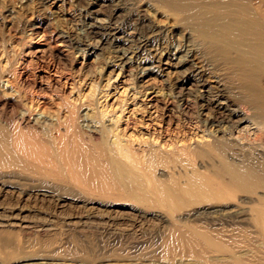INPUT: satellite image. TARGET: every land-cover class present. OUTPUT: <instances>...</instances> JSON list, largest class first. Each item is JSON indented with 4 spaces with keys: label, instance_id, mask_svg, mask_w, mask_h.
Here are the masks:
<instances>
[{
    "label": "rangeland",
    "instance_id": "rangeland-1",
    "mask_svg": "<svg viewBox=\"0 0 264 264\" xmlns=\"http://www.w3.org/2000/svg\"><path fill=\"white\" fill-rule=\"evenodd\" d=\"M147 5L144 0H0V264H170L169 256L173 264H264V208L239 203L245 195L204 172L208 162L203 156L214 154L202 145L208 140L201 139L197 129L195 102L187 98L191 109L184 111L175 98V76L163 67L156 68L155 58L163 54L165 59L182 56L174 54V48L191 41L190 36L161 10ZM129 32L132 38L126 37ZM160 43H164V51ZM180 71L191 75L185 67ZM64 125L70 128L64 129ZM115 133L134 160L142 159L137 161L141 170L145 160L156 164L154 177L175 204L173 209L151 188L147 203L133 194H140L136 191L140 182L134 181L125 162L109 152L108 136ZM149 147L164 154L162 163L160 153L149 155ZM174 147L183 148V154ZM231 194L235 201H230L234 200ZM261 196L246 197L255 200ZM227 208L231 214L232 210L241 214L235 220ZM170 228L182 229L200 248L205 247L201 254L205 261L183 257L182 241L176 234L167 235ZM242 228L252 230L251 234ZM204 229L226 234L218 242ZM231 236L238 245L230 242ZM252 240L258 243L253 245Z\"/></svg>",
    "mask_w": 264,
    "mask_h": 264
},
{
    "label": "bare ground",
    "instance_id": "bare-ground-1",
    "mask_svg": "<svg viewBox=\"0 0 264 264\" xmlns=\"http://www.w3.org/2000/svg\"><path fill=\"white\" fill-rule=\"evenodd\" d=\"M132 1V0H130ZM136 1V0H135ZM148 3L147 6L151 5L155 6L157 9L161 10L166 15V18L171 21L174 26L180 28L184 34L188 33L191 41H187L185 45H177L174 48L173 53L182 54V56L178 58H174L173 56L165 59L166 54L163 56H159L155 58V63H157L156 68L163 67L164 71L175 76L176 83L174 87H176V96L175 98L178 100L180 107L185 110H190V102L187 98H192L195 102V111L197 116L199 117V121L196 117L195 121L197 129L201 130V139H205L202 143L205 148L210 151H213L214 157H208L204 155L205 162L208 165L207 167H203L204 172L210 173L211 176L220 179L221 181H226L229 186H233L239 193L245 195V198H240L239 203L243 204H251L254 208H264V0H144ZM110 2V1H109ZM99 3V2H98ZM90 4V3H89ZM101 4V3H100ZM109 4V3H108ZM132 4V2H131ZM144 5V4H143ZM96 6V4H95ZM106 6V5H105ZM146 6V5H145ZM101 7V6H100ZM108 7V6H107ZM117 7V6H116ZM106 8V7H105ZM115 8V7H114ZM118 8V7H117ZM120 8V7H119ZM122 8V7H121ZM99 10V7L98 9ZM103 10V9H102ZM128 10V9H127ZM140 10V9H139ZM152 10V9H151ZM94 11V10H93ZM96 11V10H95ZM101 11V10H100ZM138 11V10H137ZM157 11V10H156ZM113 12V11H112ZM136 12V11H135ZM160 12V11H159ZM120 13V12H119ZM134 13V12H132ZM156 13V12H155ZM158 13V11H157ZM92 14V11H91ZM113 14V13H112ZM159 15V14H158ZM137 16V15H135ZM163 16V15H161ZM130 17V16H129ZM132 17V15H131ZM140 17V16H139ZM165 17V16H164ZM112 18V17H111ZM140 23H144L145 19L141 18ZM166 19V20H167ZM131 20V19H130ZM135 20V19H134ZM147 20V19H146ZM168 21V20H167ZM112 22V21H111ZM132 22V21H131ZM137 23V22H135ZM139 23V24H140ZM90 26V25H89ZM154 27V26H153ZM93 28V27H92ZM136 28V26H135ZM153 29V28H151ZM137 30V29H136ZM135 30V31H136ZM179 31V32H180ZM114 33V32H113ZM126 33V32H125ZM134 33V32H133ZM129 38H132V32L127 33ZM186 36V35H185ZM136 37V36H135ZM159 37V36H158ZM134 38V37H133ZM188 38V37H187ZM111 39V38H110ZM189 39V38H188ZM187 39V40H188ZM186 40V39H185ZM161 45V46H160ZM160 47L163 50L165 47L164 43H160ZM90 46V45H89ZM78 46H76L77 48ZM94 48V47H93ZM81 49V48H80ZM160 49V50H161ZM125 50V49H124ZM164 51V50H163ZM125 53V52H124ZM161 53V52H160ZM165 53V52H164ZM172 54V53H171ZM158 56V55H157ZM153 57V56H152ZM174 58V59H173ZM148 59V58H147ZM174 60L176 62L174 63ZM135 64V63H134ZM183 67L185 70L190 71L191 75L185 76V73L180 71ZM155 68V66H154ZM155 68V69H156ZM152 69V68H151ZM170 70V71H169ZM149 70H146L148 73ZM163 72V71H162ZM186 72V71H185ZM144 73V72H143ZM166 74V73H165ZM161 76V75H160ZM155 77V76H154ZM151 78V77H150ZM210 78L213 80L211 81ZM174 79V78H173ZM151 81V79H150ZM175 81V80H174ZM148 82V81H147ZM164 82V81H163ZM145 84V83H144ZM147 85H150L146 83ZM141 85V84H140ZM146 86V85H145ZM148 90V89H147ZM174 92V93H175ZM175 99V100H176ZM37 100V99H36ZM40 101L39 103H41ZM30 103V102H29ZM166 103V102H165ZM13 104V103H12ZM25 104V103H24ZM24 106L25 108V105ZM38 104V103H37ZM192 104V103H191ZM11 106L10 104H8ZM43 106V105H42ZM7 107V106H5ZM30 107V106H28ZM27 107V108H28ZM168 107V106H167ZM14 108V107H12ZM11 108V112H12ZM33 108V105H32ZM31 108V109H32ZM39 108V107H38ZM46 106H44L45 110ZM173 108V107H172ZM10 109V108H9ZM26 109V108H25ZM14 110H16L14 108ZM44 110L42 113H45ZM154 110V109H153ZM3 111V110H2ZM26 111V110H25ZM33 110H31L32 112ZM35 111V109H34ZM59 111V110H58ZM64 111V110H63ZM183 111V113H184ZM10 112V113H11ZM31 112H29L31 114ZM53 112V111H52ZM39 113H41L39 111ZM62 113V112H61ZM182 113V112H181ZM46 114V113H45ZM43 114V115H45ZM105 114V113H104ZM72 115V114H71ZM154 115V114H153ZM182 115V114H181ZM2 119L4 114L2 115ZM8 116V115H7ZM10 116V115H9ZM25 116V115H24ZM23 116V117H24ZM55 116V114H54ZM17 117V115H16ZM20 117V116H19ZM31 117V116H30ZM46 117V116H45ZM94 117V116H93ZM6 118V117H5ZM11 118V116H10ZM29 117H26L28 119ZM61 118V117H60ZM98 118V117H97ZM155 118V117H154ZM7 119V118H6ZM19 119V118H18ZM25 119V120H26ZM52 119V118H51ZM102 119V117H101ZM152 119V118H151ZM24 120V121H25ZM30 120V118H29ZM28 120V121H29ZM50 120V119H49ZM56 120V119H55ZM77 120V119H76ZM81 120V119H80ZM193 120V119H192ZM5 121V120H3ZM14 121V120H13ZM23 121V123H24ZM52 121V120H51ZM60 121V120H59ZM65 120L63 124L66 122ZM83 121V120H82ZM85 121V120H84ZM83 121V122H84ZM95 121V120H94ZM97 121V119H96ZM8 122V121H7ZM21 122V121H20ZM62 122V121H61ZM75 122V121H74ZM80 123L79 121H77ZM194 122V121H193ZM5 123V122H3ZM21 122V124H23ZM58 123V122H57ZM98 124L97 122H95ZM9 124V123H8ZM13 124V123H12ZM15 124V123H14ZM19 124V123H18ZM66 124V123H65ZM83 124V123H82ZM104 124V123H103ZM101 124V125H103ZM195 127V123H193ZM29 125V124H26ZM31 125V124H30ZM76 125V124H75ZM99 125V124H98ZM5 126V125H4ZM14 126V125H13ZM21 126V125H20ZM25 126V124H24ZM33 126V125H31ZM58 126V124H57ZM113 126V124H112ZM114 126H116L114 124ZM113 126V128H115ZM22 127V126H21ZM60 127V126H58ZM69 127V125L67 126ZM66 127V128H67ZM79 127V126H78ZM103 127V126H102ZM106 127V126H105ZM117 127V126H116ZM7 128V127H5ZM9 128V127H8ZM7 128V129H8ZM22 127L21 129H23ZM37 128V127H36ZM65 125H64V129ZM70 128V127H69ZM84 128V127H83ZM107 128V127H106ZM112 128V127H111ZM112 128V129H113ZM119 128V127H117ZM26 129V128H25ZM54 129V128H53ZM52 129V130H53ZM57 129V128H56ZM59 129V128H58ZM82 129V128H81ZM85 129V128H84ZM111 129V131H112ZM24 130V129H23ZM51 130V131H52ZM83 130V129H82ZM196 130V129H195ZM4 131V130H3ZM32 131V130H31ZM53 131H56L55 129ZM52 131V133H53ZM63 131V130H62ZM77 131V130H76ZM101 131V130H100ZM109 132V129L107 130ZM110 131V132H111ZM6 132V131H5ZM4 132V133H5ZM9 132V131H8ZM29 132V131H28ZM50 132V131H49ZM65 132V131H64ZM63 132V133H64ZM78 132V131H77ZM91 132V131H90ZM99 132V131H98ZM115 132H117L115 130ZM10 133V132H9ZM19 133V132H18ZM36 133V132H35ZM55 133V132H54ZM114 133V132H112ZM195 133V132H194ZM1 134V132H0ZM66 134V132H65ZM78 134V133H77ZM109 134V133H107ZM12 135V134H11ZM20 135V134H19ZM33 135V134H32ZM50 135V134H49ZM52 135V134H51ZM56 135V134H54ZM190 135V134H189ZM194 135V134H191ZM197 135V134H196ZM194 135V136H196ZM31 136V134H30ZM198 136V135H197ZM33 137V136H32ZM79 137V136H77ZM96 137V136H95ZM98 137V136H97ZM154 137V136H153ZM8 138V137H7ZM111 143L109 144V152L114 154L120 160L125 162L124 164L132 170V175L134 181H139L140 185L137 187L136 191L140 192L133 193L137 195V197H141L144 201L148 202L147 191L149 188L153 189L154 193L157 192L159 194V198L162 202L166 203L168 208L173 209L175 204L170 200L169 196L164 195L165 191L159 186L157 179L153 174L156 168V164L152 162V159L145 160L141 162L142 168H140L138 162L133 159L130 155L129 148H125L122 144V141L115 135L111 137ZM156 138V137H155ZM190 138V136L188 137ZM194 138V137H193ZM200 138V137H196ZM195 138V139H196ZM55 139V138H54ZM62 139V137H61ZM191 139V138H190ZM188 139V140H190ZM58 140V139H57ZM68 140V138H67ZM150 140V139H149ZM192 140V139H191ZM197 140V139H196ZM48 141V140H47ZM52 141V140H51ZM55 140H53L54 142ZM80 141V140H79ZM148 142V140H146ZM153 141V140H152ZM151 141V142H152ZM158 141V140H157ZM160 141V140H159ZM199 141V140H198ZM14 142V141H13ZM49 142V141H48ZM62 143V141H60ZM67 142V141H66ZM100 142V141H99ZM105 142V141H104ZM155 142V141H154ZM263 142V143H262ZM45 147L48 145H46ZM43 143V144H44ZM52 143V142H51ZM146 143V142H144ZM188 143V142H187ZM195 143V142H194ZM56 144V142L54 143ZM142 144V143H141ZM153 144V143H152ZM155 144V143H154ZM154 144L152 146H154ZM165 144V143H163ZM176 144V143H175ZM184 144V143H183ZM186 144V143H185ZM184 144V146H185ZM193 144V143H192ZM37 145V144H36ZM50 146L52 144H49ZM60 145V143H59ZM63 145V144H62ZM90 145V144H89ZM182 145V143H181ZM179 145V146H181ZM189 145V143L187 144ZM200 145V144H197ZM56 146V145H55ZM143 146V145H142ZM150 146V143L148 144ZM155 146H157L155 144ZM176 146V145H175ZM58 147V146H57ZM60 147V146H59ZM72 147V146H70ZM160 146H158L159 148ZM166 149V146H164ZM183 147V146H182ZM189 147V146H188ZM193 147V146H192ZM48 147H46L47 149ZM108 148V147H107ZM141 148V147H140ZM144 148V147H143ZM150 148V147H149ZM150 148L149 155L153 156L154 153L158 152L159 160L161 163L165 156L162 152H160L163 148ZM168 148V147H167ZM172 146L171 149L172 150ZM180 148V147H179ZM179 151H182L183 148ZM203 148V147H202ZM71 149V148H70ZM174 149H176L174 147ZM195 149V148H192ZM191 149V150H192ZM52 149H48L51 151ZM107 150V149H106ZM105 150V151H106ZM168 150V149H167ZM177 150V149H176ZM175 152L179 153L178 150ZM185 150L187 148L185 147ZM248 150V151H247ZM4 151V150H3ZM42 151V150H41ZM92 151V150H91ZM141 151V150H140ZM163 151V150H162ZM169 151V150H168ZM174 151V150H172ZM195 151V150H194ZM52 152V151H51ZM72 150V154H73ZM189 152V151H188ZM4 153V152H3ZM48 153V152H47ZM57 153V151H56ZM98 153V152H97ZM141 153V152H140ZM195 153V152H194ZM8 154V153H7ZM71 154V156H72ZM108 154V153H107ZM132 154V153H131ZM148 154V153H147ZM181 154V155H182ZM54 155V154H53ZM59 155V154H58ZM74 155V154H73ZM134 155V154H133ZM143 154H141L142 156ZM158 155V154H157ZM185 155V154H184ZM191 155V153H190ZM49 156V155H48ZM113 156V155H112ZM114 156V157H115ZM213 156V155H212ZM51 157V156H50ZM59 157V156H58ZM97 157V155H95ZM115 157V160L118 158ZM136 157V156H135ZM148 157V156H147ZM146 157V158H147ZM183 157V156H182ZM202 157V158H203ZM54 158L56 156L54 155ZM101 158V156H100ZM97 158V161L98 159ZM113 158V157H112ZM140 158V157H138ZM191 156L189 157V159ZM53 159V157H52ZM68 159V158H67ZM91 159V158H90ZM180 159V158H179ZM182 159V158H181ZM187 159V158H186ZM59 160V159H58ZM66 160V158H65ZM173 160V159H172ZM184 160V158L182 159ZM198 160V159H197ZM56 161V160H55ZM90 161V160H89ZM118 161V160H117ZM168 161V160H167ZM171 161V160H170ZM188 160H186L187 162ZM80 162V160H79ZM198 162V161H197ZM210 162V164H209ZM61 163V162H60ZM112 163V162H111ZM119 164H121L118 161ZM217 163V165H216ZM166 164V163H165ZM164 163L162 165H165ZM193 164V162H192ZM68 165V164H67ZM81 165V164H80ZM92 165V164H91ZM186 165V164H185ZM189 165V164H188ZM168 166L167 164L165 165ZM164 166V167H165ZM195 166V165H194ZM193 166V167H194ZM69 167V166H68ZM79 167V166H78ZM97 167V166H96ZM104 167V166H103ZM118 167V166H117ZM126 167V166H125ZM161 167V166H159ZM197 167H199L197 165ZM106 168V167H105ZM168 168V167H167ZM171 168V167H170ZM189 168V167H188ZM192 168V167H190ZM60 169V167H59ZM157 169V168H156ZM155 169V170H156ZM162 169V168H161ZM82 170V169H81ZM119 170V169H118ZM164 172L166 171L165 169ZM169 170V169H168ZM176 170V167H175ZM179 170V169H177ZM176 170V171H177ZM196 170V169H195ZM69 171V168H68ZM102 171V170H101ZM100 171V172H101ZM129 170H127L128 172ZM134 171V173H133ZM202 171V168H201ZM98 172V171H97ZM99 172V173H100ZM105 172V171H104ZM180 172H182L180 170ZM35 173V172H34ZM45 173V172H44ZM176 173V172H175ZM186 173V172H185ZM188 173V172H187ZM43 174V173H42ZM61 174V173H60ZM98 174V173H97ZM109 174V173H108ZM121 174V173H120ZM126 174V173H125ZM129 174V172H128ZM161 174V173H158ZM167 174V173H166ZM170 175L172 174L169 173ZM206 174V173H205ZM92 177L94 173L91 174ZM130 175V174H129ZM175 175V174H174ZM88 176V175H87ZM102 176V174H101ZM121 176V175H120ZM162 176V175H161ZM164 178L165 175H163ZM168 176V175H167ZM209 176V175H206ZM122 177V176H121ZM71 177L68 176V179ZM77 177H75L76 179ZM175 178V177H173ZM212 178V177H211ZM74 179V178H73ZM85 179V178H84ZM122 179V178H121ZM127 180V178H126ZM171 180V179H170ZM132 182H134L131 179ZM182 181V180H181ZM180 181V182H181ZM224 181V182H225ZM165 181H163L164 183ZM168 183V182H167ZM185 183V182H184ZM217 183V182H216ZM127 184V182H126ZM135 185V183H132ZM139 184V183H137ZM136 184V186H137ZM165 184V183H164ZM170 184V182L168 183ZM167 184V186H168ZM202 184V183H201ZM200 184V185H201ZM88 185V184H87ZM114 186V184H111ZM129 185V182H128ZM133 185V186H134ZM174 185V184H173ZM185 185V184H184ZM206 186V184H204ZM177 187L176 185H174ZM199 188V192L201 188L199 185H196ZM92 187V186H91ZM105 187V186H104ZM126 187V186H125ZM135 187V186H134ZM133 187V188H134ZM180 187V186H179ZM116 188V187H115ZM167 188V187H166ZM178 188V187H177ZM191 188V187H190ZM174 189V188H173ZM179 189V188H178ZM187 189V188H186ZM193 189V188H192ZM235 189L234 193H235ZM108 190V189H107ZM130 190V189H129ZM149 190V192L151 191ZM165 190V189H164ZM198 190V189H197ZM225 190V189H224ZM115 191V189H114ZM134 191V190H133ZM180 191V190H179ZM195 191V186H194ZM206 191V190H205ZM118 191H116L117 193ZM120 192V190H119ZM152 192V191H151ZM150 192V193H151ZM169 192V191H168ZM182 192V190H181ZM193 192V191H192ZM107 193V192H106ZM122 193V192H121ZM175 193V192H173ZM183 193V192H182ZM197 193V192H196ZM230 193V191H229ZM232 193V192H231ZM123 194V193H122ZM132 194V195H133ZM149 194V193H148ZM152 194V193H151ZM193 194V193H192ZM261 196L258 199H252L251 197L246 196ZM173 195V194H172ZM177 195V194H176ZM198 195V193H197ZM227 195V194H226ZM232 195V194H231ZM229 196L232 198V196ZM150 196V194H149ZM238 196V195H237ZM134 197V196H133ZM154 197V196H153ZM235 201V197L233 196ZM258 196H256L257 198ZM150 199L152 197H149ZM157 198V196H156ZM174 198V197H173ZM189 198V196H188ZM191 198V197H190ZM199 199V197H197ZM137 199V198H136ZM142 199V200H143ZM180 199V198H179ZM201 199V197H200ZM199 199V200H200ZM141 201V199H139ZM153 199H151L152 201ZM155 200V199H154ZM181 200V199H180ZM238 200V199H237ZM150 201V200H149ZM177 201V199L175 200ZM196 201V200H195ZM154 202V201H153ZM203 202V201H202ZM206 202V201H205ZM204 202V203H205ZM237 202V201H236ZM159 203V202H158ZM161 203V202H160ZM181 203V201H180ZM185 203V202H184ZM191 203V202H190ZM195 203V202H192ZM199 203V202H198ZM197 203V205H199ZM152 204V202L150 203ZM163 204V203H162ZM182 204V203H181ZM231 204V203H230ZM153 205H155L153 203ZM164 205V204H163ZM162 205V207H163ZM193 205V204H192ZM196 205V206H197ZM209 205V203H208ZM211 205V204H210ZM215 206V204H213ZM224 205V204H223ZM232 206L234 204H231ZM181 206V205H180ZM186 206V205H184ZM182 206V207H184ZM190 206V205H189ZM188 206V207H189ZM195 206V207H196ZM213 206V207H214ZM221 206V205H219ZM226 206V205H225ZM231 206V207H232ZM223 207V206H222ZM221 207V208H222ZM238 207V206H236ZM235 207V210H236ZM242 207V206H240ZM165 208V207H164ZM186 208V207H185ZM226 208V207H225ZM187 209V208H186ZM189 209V208H188ZM197 209V208H196ZM232 209V208H231ZM167 210V209H166ZM176 210V209H175ZM209 210V209H208ZM217 209H215L216 211ZM221 210V209H220ZM227 212L229 213V209L227 208ZM257 210V209H256ZM172 211V210H171ZM174 211V210H173ZM197 211V210H196ZM224 210H222L223 212ZM233 214L229 213L236 218L241 214L239 212H234ZM239 211V210H238ZM180 211H177V215ZM191 212V211H190ZM189 212V213H190ZM214 212V208H213ZM219 212V211H218ZM231 212V210H230ZM258 212V211H257ZM263 212V211H262ZM174 213V212H173ZM196 213V212H195ZM194 213V214H195ZM221 213V212H220ZM225 213V212H224ZM259 213V212H258ZM175 214V213H174ZM169 215V214H168ZM207 215V214H206ZM226 215V214H225ZM228 215V214H227ZM249 214L247 213V216ZM200 216V215H199ZM211 216V215H209ZM242 216V215H241ZM246 216V215H244ZM264 216V215H263ZM202 217V216H200ZM222 217V216H221ZM259 217V216H258ZM174 218V215H173ZM184 218V217H183ZM191 218V217H190ZM195 218V217H193ZM192 218V219H193ZM203 218V217H202ZM209 218V217H208ZM220 218V217H219ZM224 218V217H222ZM226 218V217H225ZM171 219V218H170ZM169 219V220H170ZM178 219V218H177ZM185 219V218H184ZM188 220V218H186ZM185 219V220H186ZM218 219V218H217ZM229 219V218H227ZM249 219V217H248ZM260 219V218H259ZM183 220V219H182ZM215 220V219H214ZM213 220V221H214ZM230 220V219H229ZM232 220V219H231ZM234 220V221H235ZM179 221V220H178ZM194 221V220H193ZM210 221V220H209ZM212 221V220H211ZM212 221V222H213ZM220 221V220H219ZM222 221V220H221ZM227 221V220H226ZM243 221V220H242ZM244 221V222H248ZM172 222V221H171ZM181 222V221H180ZM185 222V221H184ZM199 222V221H198ZM215 222V221H214ZM213 222V224H214ZM218 222V221H216ZM225 222V221H224ZM229 222V221H228ZM236 222V221H235ZM251 222V221H250ZM250 222L248 224H250ZM241 223V222H239ZM173 224V223H172ZM182 224V223H180ZM184 224V223H183ZM231 224V222H230ZM229 224V227H230ZM244 224V223H243ZM195 225V224H194ZM197 225V224H196ZM199 225V224H198ZM201 225V223H200ZM208 225V224H207ZM247 225V224H246ZM193 226V225H192ZM261 226V225H260ZM210 227V226H209ZM214 227V225H213ZM224 227V226H223ZM234 227V226H233ZM237 227V225H235ZM243 227V226H242ZM244 227L245 226L244 224ZM264 227V226H263ZM193 228V227H192ZM196 228V227H195ZM194 228V229H195ZM198 228V227H197ZM207 228V227H206ZM220 228V227H219ZM256 228V227H255ZM200 229V228H198ZM214 229V228H213ZM225 228H222V230ZM230 229V228H229ZM240 229V228H239ZM250 229V227H249ZM253 229V228H252ZM262 229V227H261ZM212 230V229H211ZM210 230V231H211ZM227 230V228H226ZM238 230V229H237ZM235 230V232L237 231ZM243 230V228H242ZM245 230V228H244ZM243 230V231H244ZM258 230V229H257ZM170 233L167 234H176L179 236L182 241L180 244H183V249L181 253L183 257H194L199 260H204L203 256V248L198 246V242L194 239H190V235L182 229L179 228H170ZM224 231V230H223ZM240 231V230H239ZM247 231V230H245ZM262 231V230H261ZM169 232V231H168ZM203 232V230H202ZM204 232L208 233L207 236H210L214 239H219L222 234L218 231H213L212 233L207 229ZM234 232V231H233ZM247 232H252L247 231ZM258 232V231H257ZM223 233V232H222ZM228 233V232H227ZM195 234V233H193ZM192 234V235H193ZM198 234V233H196ZM226 233H223V235ZM233 234V233H232ZM256 236V233H254ZM253 234V235H254ZM222 235V236H223ZM228 235V234H227ZM262 236H264L262 234ZM173 237V236H172ZM176 237V236H175ZM192 237V236H191ZM247 239L249 237L245 236ZM225 238V236H224ZM261 238V237H260ZM172 239V238H171ZM175 238H173L174 240ZM206 239V237H205ZM232 239V236L229 238ZM234 239V238H233ZM165 240V239H164ZM209 240V239H208ZM229 240V241H230ZM264 240V238H263ZM179 241V240H178ZM177 241V242H178ZM207 241V239H206ZM218 242H222V240H217ZM254 240H252L253 242ZM256 241V240H255ZM167 242V241H166ZM169 242V241H168ZM170 242H172L170 240ZM174 242V241H173ZM212 242V240H211ZM217 242V246L218 243ZM234 244H237L238 241H230ZM244 242V241H243ZM251 242V243H252ZM175 243V242H174ZM201 243V241L199 242ZM213 243V242H212ZM241 244H246L239 242ZM258 242H253L252 244H257ZM178 243V246L180 245ZM222 244V243H221ZM228 244V243H227ZM226 244V245H227ZM250 244V243H249ZM261 244V243H260ZM173 246V244H171ZM177 245V244H176ZM202 245V244H201ZM200 245V246H201ZM204 245V244H203ZM214 245V244H213ZM230 247L231 244H228ZM238 245V244H237ZM263 245V244H262ZM256 246V245H255ZM254 246V247H255ZM258 246V245H257ZM219 247V246H218ZM227 247V246H226ZM244 247V246H243ZM259 247V246H258ZM217 248V247H216ZM221 248V247H220ZM236 250H239V247ZM250 248V247H249ZM176 249V248H175ZM219 249V248H218ZM229 249V248H228ZM248 249V248H247ZM251 249V248H250ZM255 248H252L253 250ZM262 249V248H261ZM167 250V249H165ZM207 250V249H206ZM222 250H225V247L222 246ZM234 250V249H233ZM243 250V249H242ZM249 250V249H248ZM260 250V249H259ZM208 251V250H207ZM168 252V251H167ZM171 252V251H170ZM179 252V249H178ZM177 252V254H178ZM213 252V251H212ZM230 252V251H229ZM254 252V251H253ZM256 252V251H255ZM254 252V253H255ZM165 253V252H164ZM172 253V252H171ZM180 253V252H179ZM209 252H207L208 254ZM244 253V252H243ZM261 253V252H260ZM167 254V253H166ZM176 255V253H174ZM214 254V253H213ZM228 254V253H227ZM232 254V253H231ZM250 254V253H249ZM245 255V253H244ZM228 257V255H226ZM264 256V255H263ZM230 257V256H229ZM234 257V256H232ZM237 257V256H236ZM245 257V256H244ZM253 257V255H252ZM257 257V255L255 256ZM261 257V255L259 256ZM258 257V258H259ZM168 258V257H167ZM170 258V264H173L172 257ZM168 258V259H169ZM176 258V257H175ZM179 258V256H178ZM186 258V259H187ZM222 258V257H221ZM226 259V257H224ZM222 258V260L224 259ZM249 258V257H248ZM254 258V257H253ZM252 258V259H253ZM215 259V258H214ZM235 259V258H234ZM239 258H237L238 260ZM188 260V259H187ZM213 260V259H212ZM217 260V259H216ZM227 260V259H226ZM232 260V259H231ZM230 260V261H231ZM179 262V260L177 259ZM193 261L192 259L189 261ZM205 261V260H204ZM221 261V260H220ZM242 261V260H241ZM263 261V259H262ZM183 262V261H182ZM197 262V261H196ZM215 262V261H213ZM247 262V261H246ZM259 262V261H258ZM261 262V259H260ZM180 263V262H179ZM178 263V264H179ZM194 263V262H192ZM233 263V262H232ZM243 263V262H242ZM262 263V262H261ZM166 264V263H165ZM182 264V263H181ZM184 264H187L186 261ZM190 264V263H189ZM195 264V263H194ZM202 264V263H200ZM218 264V263H217ZM250 264V263H249ZM254 264V263H253Z\"/></svg>",
    "mask_w": 264,
    "mask_h": 264
}]
</instances>
